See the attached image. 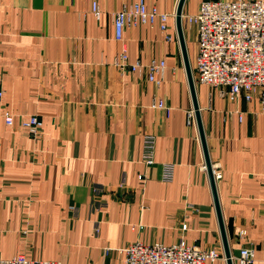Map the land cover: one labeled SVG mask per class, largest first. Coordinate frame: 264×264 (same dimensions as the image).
Here are the masks:
<instances>
[{"label": "crops", "instance_id": "crops-1", "mask_svg": "<svg viewBox=\"0 0 264 264\" xmlns=\"http://www.w3.org/2000/svg\"><path fill=\"white\" fill-rule=\"evenodd\" d=\"M132 1L0 0L1 256L122 264L129 242L183 238L220 253L206 264H227L176 33L178 0H145L168 14L166 30L158 20L126 25L117 40L113 14ZM198 3L185 0L182 15ZM182 26L193 67L196 27ZM123 45L130 61L164 60L162 80L118 65ZM195 82L233 264L243 246L255 251L250 264H264V112L256 97L230 99ZM158 100L163 107L151 105ZM30 114L42 121L36 134L20 123ZM146 131L156 136L152 164L141 160ZM165 161L175 164L171 181L160 178Z\"/></svg>", "mask_w": 264, "mask_h": 264}, {"label": "built area", "instance_id": "built-area-1", "mask_svg": "<svg viewBox=\"0 0 264 264\" xmlns=\"http://www.w3.org/2000/svg\"><path fill=\"white\" fill-rule=\"evenodd\" d=\"M91 11L96 17L100 16L96 1L91 3ZM167 16L156 6L147 5L145 0H134L114 12V37L122 41L126 25L154 23L157 20L160 28L166 30ZM182 20L196 27L197 49L192 67L194 80L217 87L220 94L230 99L243 96L250 100L256 97L264 112V0H199L197 10L183 14ZM165 37L169 40L171 35L166 33ZM117 64L132 70L147 67L149 79L156 83L164 76V60L152 59L147 63L130 61L124 45L118 54ZM2 95L0 87V99ZM151 105L163 107L164 103L158 100ZM3 117L7 124L13 123L11 113L5 112ZM191 117L189 112L188 120ZM20 123L33 134L42 125L35 114L21 118ZM155 141V133L146 131L142 134L141 160L145 164L155 161ZM211 166L215 179L221 175L219 164ZM174 167L173 162H161V180L171 181ZM138 177L142 178V174ZM120 249L124 254L122 264H206L220 256L214 248H200L183 238L170 243L135 240ZM234 258L238 264H250L255 258V251L252 247L243 246ZM0 264H61V261L18 253L10 257L0 255Z\"/></svg>", "mask_w": 264, "mask_h": 264}, {"label": "water", "instance_id": "water-1", "mask_svg": "<svg viewBox=\"0 0 264 264\" xmlns=\"http://www.w3.org/2000/svg\"><path fill=\"white\" fill-rule=\"evenodd\" d=\"M184 1L185 0H178V2H177V6H176V10H175L176 33H177V38H178V42L180 45L182 62H183V66H184V70H185V74H186V79H187V83H188V88H189V92H190L193 113H194V117L196 120L199 138H200L203 153H204L205 166H206L207 173H208L209 183H210L211 192H212V196H213V203H214V207H215V211H216V215H217V219H218L219 231H220L221 241H222V245H223V252H224L225 259H226V263L227 264H233L232 255H231V252L229 249L227 235H226V231H225V227H224V221L222 218L219 200H218V196H217L216 184H215V179H214L213 172H212L211 161L209 158L208 149H207V145H206L204 129H203L202 120H201V112H200V107H199L197 95H196L195 80L193 77L192 67H191V63H190V59H189V55H188V50H187V45H186L184 32H183L182 8H183Z\"/></svg>", "mask_w": 264, "mask_h": 264}, {"label": "rangeland", "instance_id": "rangeland-1", "mask_svg": "<svg viewBox=\"0 0 264 264\" xmlns=\"http://www.w3.org/2000/svg\"><path fill=\"white\" fill-rule=\"evenodd\" d=\"M185 23V22H184ZM186 24H190V23H186ZM191 25H194V24H191ZM196 83V82H195Z\"/></svg>", "mask_w": 264, "mask_h": 264}]
</instances>
